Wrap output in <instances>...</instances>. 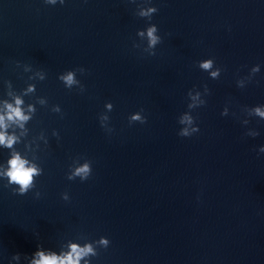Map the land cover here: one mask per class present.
Returning a JSON list of instances; mask_svg holds the SVG:
<instances>
[{
    "label": "water",
    "instance_id": "95a60500",
    "mask_svg": "<svg viewBox=\"0 0 264 264\" xmlns=\"http://www.w3.org/2000/svg\"><path fill=\"white\" fill-rule=\"evenodd\" d=\"M149 4L151 20L138 16ZM149 24L162 38L154 56L137 35ZM207 58L216 79L198 66ZM80 67L69 89L58 76ZM190 89L206 103L188 109ZM17 97L27 121L7 119ZM256 105L264 0H0V132L16 138L0 144V264L73 243L95 253L79 264H264ZM185 111L199 126L189 137L178 135ZM134 112L146 122L130 124ZM15 153L42 170L24 195L5 174ZM86 160L89 178L69 180Z\"/></svg>",
    "mask_w": 264,
    "mask_h": 264
},
{
    "label": "clouds",
    "instance_id": "9594fccd",
    "mask_svg": "<svg viewBox=\"0 0 264 264\" xmlns=\"http://www.w3.org/2000/svg\"><path fill=\"white\" fill-rule=\"evenodd\" d=\"M49 3L55 4L56 0H48ZM147 3L148 0H145ZM60 3L63 4L64 0H60ZM158 9L155 6H149L141 8L139 13H137L140 17H145L151 20L152 15L157 12ZM137 35L141 39L147 40V46L144 47L143 51L147 52L149 55L154 56L155 53V47L158 43L161 42L162 38L160 35H158V28L156 24H149L145 29H140L137 32ZM133 47L139 48L141 47L140 44L134 43ZM198 66L200 69L210 72V77L213 79H216L220 76L221 69L219 67H215V70L213 71L214 67V60L212 58H207L200 60L198 62ZM84 73L85 69L80 67L77 69H70L66 70L63 73H60L58 78L69 88L71 89L74 84H78L79 81L76 79V72ZM260 71V65H254L251 68V75L257 73ZM43 79V77H41ZM250 80V79H249ZM237 85L239 87H244V84L242 81L237 80ZM84 86H81V91H83ZM29 90H32V86H29ZM204 92L207 94L209 92V89L207 85L204 86ZM200 96L199 92H196L195 95H192V89L188 91V97L191 98L193 101L192 103H188V109H194L200 105H204L206 101H200L199 104L196 103L198 101ZM22 100H20L19 97L16 99V107H13L12 105H8V108L10 111L7 114V119L9 121L17 120V121H27L29 117L25 115L21 108L19 107L20 104H22ZM107 108L111 111L113 108L112 103L109 101L106 103ZM31 107V106H30ZM251 109V115L257 116L261 119H264V105H256L253 107H250ZM59 110V109H57ZM142 111V110H141ZM228 107L225 106L223 111L221 112V115H227L228 114ZM108 116H104L100 119V123L102 127H105L104 121L108 120ZM146 117L141 114V112H134L129 116V123L132 122H140L145 123ZM195 118L191 114L190 111L183 112L178 119V122L181 125H184V127L180 128L178 135L181 137H189L193 133H196L199 131V126L194 122ZM243 124H247L248 121H243ZM23 125L21 124V127ZM0 128H7V125L4 123V116H0ZM111 131V129H109ZM249 136H257L259 133L257 131L254 132H247L246 133ZM14 136H7L5 132H0V144H4L7 147H11L12 144L15 141ZM260 153H264V145H261L259 148ZM9 167L6 170V176L8 178L9 185L15 184L18 185L19 188L16 189L14 192L19 195L26 194L30 188L34 187L33 184V176L34 175H41L42 170L38 169L35 165H29L26 167V164H28V161L20 156L19 153H15L12 155V157L8 161ZM92 168H91V162L86 160L84 163L80 164L78 167L74 169V171L67 177L69 180H73L76 177H79L81 181L87 180L89 176L91 175ZM64 198H67V193H63ZM99 244L103 245L105 248L109 245V240L107 237L101 236L99 239ZM88 254H93L94 250L92 248L91 244L85 245L83 248H80L77 244L73 243L70 244V251L66 254H64L62 257H58L54 251L48 250L46 251L42 247H38L37 250L31 255L32 259L29 261V264H79V260L81 257L86 256ZM75 257V258H74ZM13 260L19 261L20 254L16 253L12 256ZM85 264H88L86 261Z\"/></svg>",
    "mask_w": 264,
    "mask_h": 264
}]
</instances>
